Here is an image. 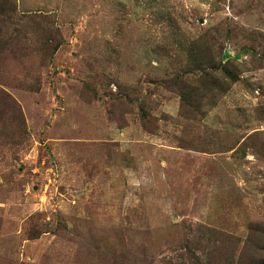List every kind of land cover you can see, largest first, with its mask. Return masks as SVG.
Segmentation results:
<instances>
[{"label": "rangeland", "instance_id": "obj_1", "mask_svg": "<svg viewBox=\"0 0 264 264\" xmlns=\"http://www.w3.org/2000/svg\"><path fill=\"white\" fill-rule=\"evenodd\" d=\"M252 243L264 0H0V264H240Z\"/></svg>", "mask_w": 264, "mask_h": 264}, {"label": "trees", "instance_id": "obj_2", "mask_svg": "<svg viewBox=\"0 0 264 264\" xmlns=\"http://www.w3.org/2000/svg\"><path fill=\"white\" fill-rule=\"evenodd\" d=\"M207 59L209 60H212L213 61V58L211 56H208ZM216 71H222L223 69H221L220 65L219 66H216L214 68ZM227 72V71H226ZM205 77H212V74L208 73V72H205ZM183 97H185V95L183 94ZM197 102L193 101V100H190L189 101V105L190 106H193L195 105ZM261 245V244H260ZM250 247L249 248H246L245 250L244 249H239L238 247H235L234 248V255L236 257H238L241 262V259L244 257L245 259L247 258V263L242 261L240 264H264V256L262 254H259L258 252H263L264 251V246L263 248L259 247L256 245V243H252L249 245ZM251 249V250H250ZM253 251H258L256 255H252V252Z\"/></svg>", "mask_w": 264, "mask_h": 264}]
</instances>
